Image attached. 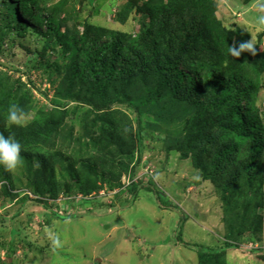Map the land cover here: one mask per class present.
<instances>
[{
    "label": "rangeland",
    "instance_id": "rangeland-1",
    "mask_svg": "<svg viewBox=\"0 0 264 264\" xmlns=\"http://www.w3.org/2000/svg\"><path fill=\"white\" fill-rule=\"evenodd\" d=\"M60 1L45 0L43 6L46 8L37 13L44 23L37 20L35 24L27 18L28 28L24 33L0 24V32L5 35L0 48V77L5 73L14 84L24 85V93L30 98L27 104L30 123L27 126L46 130V126L53 123L47 122L48 119L56 122L61 119L64 126L72 127L66 132H72L71 141H64L63 132L60 133L59 128L54 130L53 126L51 131L42 135L44 139L23 145L21 154L23 160L31 159L34 166L38 160H45L57 173V179L62 180L64 189L71 187L72 192L65 191L56 199L46 195L49 207L38 204L36 201L41 196L34 193L30 177L36 166L30 171L23 165L10 173L14 196L4 194L0 181V264H200V251L218 253L220 264H264V209L261 211L262 229L258 234L262 241L246 234L242 243L239 241L242 249H226L227 219L216 184L203 178L202 170L194 161V153L184 157L180 152L166 149L167 143L176 145L182 141L184 122L163 125L162 132L149 135L143 144L138 143L140 148L145 144L142 159L139 160L136 153L133 162L124 160L126 171L117 165L120 164L116 163L117 160L108 161V168H102V172L109 177L106 179L100 175L98 181L102 188L97 201L74 203L72 196H84L76 184L91 177L83 164L100 162L94 156L98 152L92 148L77 154L80 144L76 139L101 141L99 127H86L90 121L99 119L100 114L95 115L92 106L60 95L90 94L91 86L83 78L90 72L92 51L96 52L109 40L107 35L99 40L93 36L94 45L83 47L84 25L138 35L143 21L136 5L140 6L143 0H70L65 10L71 19L63 21L66 15L60 14L59 20L47 23L50 14L46 9ZM216 2L218 17L229 27L237 24L249 32L264 50V27L256 23L255 8V4L264 1L257 0L251 6H244L242 0ZM133 4L128 22L118 23L116 14ZM1 19L0 16V22ZM72 51H77L76 57L65 58ZM179 66L184 72L191 73L182 64ZM124 106L112 104L110 108L114 111L112 113L127 112V106ZM258 106L264 111V87ZM54 111L57 112L55 119L50 114ZM124 119L108 131L114 132L117 141L126 146L139 126L133 115L129 120ZM9 127L7 121H0V133L11 135ZM115 146L109 151L114 152ZM238 155L245 158L244 150ZM104 162L107 163L106 159ZM70 163L75 165L71 172L68 171ZM113 166L115 171L109 174L107 171ZM120 174L121 180L116 181ZM151 181L158 187L160 197L156 192L142 189L135 199L132 192L119 195L117 200L112 198L125 186L140 184L144 188ZM102 202L106 204L105 208L99 207ZM112 203L115 207L109 208ZM56 212L67 218H56Z\"/></svg>",
    "mask_w": 264,
    "mask_h": 264
},
{
    "label": "trees",
    "instance_id": "trees-1",
    "mask_svg": "<svg viewBox=\"0 0 264 264\" xmlns=\"http://www.w3.org/2000/svg\"><path fill=\"white\" fill-rule=\"evenodd\" d=\"M242 1L244 6H251L257 0ZM69 2L62 0L51 8L47 7L50 14L47 23L59 20L60 14L66 15L63 21L70 20L72 16L65 10ZM44 3L45 0H0V24L22 33L28 28L27 18L35 24L37 20L43 24L41 15L37 16V13L44 11ZM134 5H127L119 11L115 20L126 24ZM136 6L143 21L138 35L84 25L83 47L94 45L96 40L93 36L99 37V40L107 35L109 40L96 52L92 51L91 69L83 78L91 86L90 94L60 95L92 106V112L100 114L97 116L99 119L90 121L86 127H99L101 141L91 138L84 142L82 137L76 139L80 144L77 154L92 148L98 152L94 156L100 162L83 164L91 177L76 184L79 193L84 196H72L74 203L88 201L91 204L97 201L102 188L98 179L100 175L106 179L109 177L102 172V168H108L110 161L117 160L116 163H120L117 165L126 171L124 160L133 162L136 153L139 160L142 159L145 144L140 148L138 143L143 144L149 135L162 132L163 125L185 123L182 141L176 145L167 143L166 149L180 152L184 157L194 153V161L202 170L203 178L216 184L227 219L226 249H242L239 241L242 243L246 234L261 242L258 234L262 229L261 211L264 209V111L259 109L258 100L264 87V50L257 45L255 55L245 52L239 58L230 56V46L238 47L239 43L249 41L251 35L237 24L227 26L218 17L216 0H143L140 6ZM51 32L54 31L51 29ZM4 38L5 35L0 32V48ZM58 43L61 44L60 40ZM76 52L72 51L65 58H75ZM181 64L191 73L184 72L179 66ZM120 65L127 69H122ZM24 88V85L14 84L7 74H2L0 121H7L8 109L13 104L28 113L30 98L25 95ZM10 91L13 92L10 94ZM112 104H123L128 111L112 113ZM56 113H50L53 119ZM132 115L139 128L131 134L129 144L124 146L120 140L117 141L115 133L108 130L113 129L116 122H124V117L131 119ZM47 122L53 123L47 125L46 130H35L32 125L26 128L12 125L9 129L22 145L40 141L53 126L54 130L59 128L60 133L63 132L64 141H71L72 132H66L72 127L64 126L61 119L58 122L48 119ZM86 135L89 136L88 131ZM117 143L119 146H115ZM113 146L114 152L109 151ZM118 147V154H115ZM242 150L245 158L238 155ZM23 162L30 171L37 167L30 177L34 193L41 196L36 201L38 204L49 207L46 195L56 199L65 191L72 192L71 187L64 189L62 180L57 179V173L45 160H38L35 166L31 159L24 158ZM68 168L71 172L75 165L70 163ZM113 171L114 166L107 172L113 174ZM10 173L1 168V189L8 197L14 196ZM120 180L121 174L116 177V181ZM142 189L156 192L160 197L158 187L151 181L144 188L140 184L125 186L112 198L117 200L119 195L132 192L135 199ZM94 193L95 196H92ZM98 205L106 207L104 202ZM108 207H115V203ZM54 216L63 220L67 218L58 212ZM198 256L200 264H220L218 253L214 251H200Z\"/></svg>",
    "mask_w": 264,
    "mask_h": 264
},
{
    "label": "clouds",
    "instance_id": "clouds-1",
    "mask_svg": "<svg viewBox=\"0 0 264 264\" xmlns=\"http://www.w3.org/2000/svg\"><path fill=\"white\" fill-rule=\"evenodd\" d=\"M257 11L256 23L264 27V2L255 4ZM252 36V35H251ZM257 42L252 36L251 40L239 43L238 47L233 45L229 48V54L232 57L239 58L245 52L256 54ZM7 123L9 126H27L30 123L28 113L18 105H11L8 109ZM22 143L12 135L0 133V166H3L9 172H15L23 166ZM59 244V240L56 241Z\"/></svg>",
    "mask_w": 264,
    "mask_h": 264
}]
</instances>
